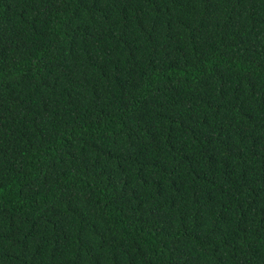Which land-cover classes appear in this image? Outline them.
I'll return each instance as SVG.
<instances>
[{
  "label": "trees",
  "instance_id": "16d2710c",
  "mask_svg": "<svg viewBox=\"0 0 264 264\" xmlns=\"http://www.w3.org/2000/svg\"><path fill=\"white\" fill-rule=\"evenodd\" d=\"M0 264H264V0H0Z\"/></svg>",
  "mask_w": 264,
  "mask_h": 264
}]
</instances>
